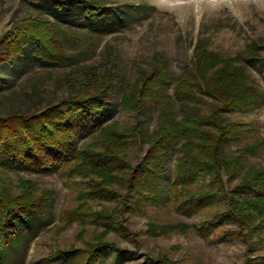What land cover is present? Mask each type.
<instances>
[{
  "label": "rangeland",
  "instance_id": "1",
  "mask_svg": "<svg viewBox=\"0 0 264 264\" xmlns=\"http://www.w3.org/2000/svg\"><path fill=\"white\" fill-rule=\"evenodd\" d=\"M54 1L58 0H0V52L3 38L16 21L42 16L55 23L57 39L69 57L67 62L56 64L30 60L17 75L0 67V76L10 80L9 88L0 92V115L18 109L31 112L37 105L64 99L68 95L64 80L72 71L79 72L72 74L77 84L90 71L104 74L116 69L120 84L105 122L122 127L139 124L151 132L157 125L158 110L137 115L119 106L127 85L145 80L156 83L165 70L173 78L179 77L193 66L195 47L201 42L222 57L236 58L262 94L258 107L237 117L253 126V135L235 143L230 152L264 138V0H84L99 6L95 14L70 2L63 12L55 8ZM146 150L144 143L131 145L122 153L107 150L114 156L127 154L132 165L119 168L118 163L113 164L116 171L112 167L109 171L115 179L94 168L82 169V175L76 171L71 178L54 171L21 170L18 177L2 173L3 181L12 186L11 198L18 197L26 186L32 189L33 199L48 198L51 203L50 214L42 221L30 227L26 222L21 225L25 238L0 264H85L93 248L101 244L120 248L106 250L102 264L264 262V237L262 244L258 238L247 244L236 233L221 238L226 231L237 229L222 221L209 242L192 228L212 219L215 212L223 213L227 204L188 215L177 209L166 193L160 205L136 209L132 204L138 201L131 196L128 183ZM250 167L264 168V150L247 160L246 168ZM169 169L167 178L171 177L172 163ZM163 184L168 186L169 180ZM1 191L0 184V197H5ZM169 225L175 229H167ZM181 225L190 230L181 232Z\"/></svg>",
  "mask_w": 264,
  "mask_h": 264
},
{
  "label": "trees",
  "instance_id": "2",
  "mask_svg": "<svg viewBox=\"0 0 264 264\" xmlns=\"http://www.w3.org/2000/svg\"><path fill=\"white\" fill-rule=\"evenodd\" d=\"M54 2L63 12L68 2L85 6L92 14L100 9L84 0ZM57 38L56 25L48 18L28 16L16 21L1 43L0 67L17 75L30 60L67 62L69 57ZM195 49L193 66L179 77L173 78L165 70L156 83L145 80L127 85L119 106L137 115L158 110L157 125L151 132L139 124L122 127L105 122L120 84L116 69L104 74L90 71L77 84L72 74L79 72L72 71L64 80L68 91L64 99L37 105L31 112L18 109L0 115V184L5 192V197H0V262L9 259L8 252L25 238L21 225L26 222L30 227L42 221L50 214L51 203L48 198L33 199L32 189L26 186L18 197L11 198L12 186L3 181L2 173L18 177L21 170L54 171L71 178L76 171L82 175V169L94 168L112 178L109 168L113 164L118 163L119 168L132 165L127 154L114 156L107 150L122 153L142 143L147 145L146 153L133 168L128 183L131 196L138 201L132 204L136 209L160 205L166 193L177 209L188 215L227 204L223 213L215 212L212 219L192 226L194 231L212 242L211 234L226 221L237 229L226 231L221 238L236 233L247 244L254 238L263 243L264 168H246V162L264 150V138L230 152L235 143L253 135V126L237 117L258 107L262 94L236 58L222 57L201 42ZM9 86L10 80L0 76V92ZM170 163L173 171L167 178ZM237 178L240 180L235 185ZM167 179L168 186L163 184ZM166 227L175 229L174 225ZM189 228L181 225L180 230L186 233ZM113 249L120 248L97 245L85 264L91 260L102 264L105 251Z\"/></svg>",
  "mask_w": 264,
  "mask_h": 264
},
{
  "label": "bare ground",
  "instance_id": "3",
  "mask_svg": "<svg viewBox=\"0 0 264 264\" xmlns=\"http://www.w3.org/2000/svg\"><path fill=\"white\" fill-rule=\"evenodd\" d=\"M174 1H176V0H174ZM179 1H182L183 2V1H186V0H179Z\"/></svg>",
  "mask_w": 264,
  "mask_h": 264
}]
</instances>
